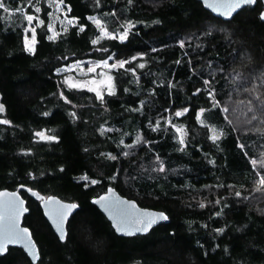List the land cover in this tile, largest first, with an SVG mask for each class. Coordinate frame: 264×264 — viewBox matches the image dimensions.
Masks as SVG:
<instances>
[{
	"label": "trees",
	"instance_id": "1",
	"mask_svg": "<svg viewBox=\"0 0 264 264\" xmlns=\"http://www.w3.org/2000/svg\"><path fill=\"white\" fill-rule=\"evenodd\" d=\"M6 3L9 12L0 13V119L9 123L0 124V191L24 185L80 206L61 241L40 199L21 191L39 264H264V3L225 21L198 0H64L76 26L61 22L51 0ZM27 14L45 21L37 28L35 54L23 46ZM88 17L113 34L129 21L135 27L123 43L104 37L93 45L100 32ZM49 24L60 33L55 41L46 39ZM110 55L137 57L127 67L145 68H136L135 76L110 72L116 94L105 95V102L95 91L65 83L64 67ZM184 108V116H174ZM201 109L206 127L196 120ZM168 120L185 130L184 145ZM102 129L110 131L102 135ZM213 129L220 136L215 142L209 139ZM40 131L58 140L41 141ZM110 186L165 212L169 222L146 235H118L91 202ZM0 264L33 263L23 249L11 247Z\"/></svg>",
	"mask_w": 264,
	"mask_h": 264
},
{
	"label": "snow or ice",
	"instance_id": "2",
	"mask_svg": "<svg viewBox=\"0 0 264 264\" xmlns=\"http://www.w3.org/2000/svg\"><path fill=\"white\" fill-rule=\"evenodd\" d=\"M100 0H97V4H99ZM29 3L31 4V0H29ZM64 0H52V3L49 4V7H52V4H56L57 5V11L60 10V5H63ZM257 3V0H234V2L228 4L226 7L228 8V11L222 13L223 15L229 16L231 15V11L235 8H239L242 5H255ZM211 6V5H209ZM17 12L20 11V8L16 9ZM41 8L40 7H35L34 8V12L35 13H41ZM70 11V9H69ZM2 12H9V7L7 6L6 0H0V13ZM65 19L67 20L68 25L71 26H76L73 21L74 19L77 18H72L69 19L67 17V13L64 14ZM26 20V29H25V34L23 35V46H24V50L30 54H35L36 51V47L35 45L38 43L37 40V28L39 26H43L45 25V21L43 19H40L39 16L37 15H33V14H27L26 16L23 17ZM89 20H91L96 28L99 30L100 32V36L97 39H94L91 41V43L93 45L100 43V40L103 39L104 37H107L108 39L111 40H116L117 38L119 39V41L121 43L125 42L129 36V32L135 27V23L134 22H127L125 25H122L121 27L124 28V31L118 33V34H113V33H109L106 29L101 27V21L99 19H96L95 17H88ZM261 19H264V14L261 15ZM85 25H81L79 26V31L83 32L85 30ZM46 30L48 33H51L49 35H46V39L48 41H55L57 39V37L60 35L59 32L55 31L52 25H47L46 26ZM64 31H67V28L64 29ZM31 33V35L29 36L28 33ZM182 48L184 47V44L181 43L180 45ZM98 51H107V49H97ZM137 59V57H132L131 60H114L113 56H108L106 59H103L99 62H97L96 64L89 66L85 72V74H90V73H96L98 68H105L108 69L109 72L112 71H121L123 70V72H128L131 73L133 76L136 75V68L139 69H144L145 65L143 63H139L138 65H136V67L130 68L127 67V65L132 64L135 60ZM109 60H114L113 63H109ZM81 71L83 72L84 69L81 68ZM99 75L101 76H105L106 74L101 72L99 73ZM138 79V77H137ZM71 78L69 80H66L65 83L68 84V86L70 88H79V89H83L87 83H97L96 81H88V82H80V83H71L70 82ZM100 83H104L106 86V91L105 92H101L98 91L96 89L93 88H88V91H95V95L96 98L98 100H100L101 102H105L104 98L105 95L108 96H112L116 94V85H115V77L112 75H106V82L105 81H101ZM210 83L209 81H205V84ZM125 91H127V89H125ZM199 90H197L198 93ZM62 95V94H61ZM209 95L211 96V93H209ZM66 99V98H65ZM68 103H71L70 101H67ZM134 111H136L137 109H133ZM189 111L188 108H184L183 110L180 111H175L174 112V116L177 118H180L182 116H184L187 112ZM225 112L228 111L227 108L224 109ZM0 112H3V105H0ZM204 114V109H201L197 115H196V120L198 123H200V125L202 127H206L207 125L205 124V121L202 119V116ZM72 115L75 117L76 113L73 112ZM9 122L6 120H2L0 119V124H8ZM168 123L175 128V132L176 134H178V143L180 145H184L185 144V135L186 132L182 127H176L174 124H172L171 120H168ZM160 127V122L157 121L155 124V127H153V131H155L156 129H158ZM105 131H110V129H102L101 130V134L103 135ZM35 135L37 137H39V139L41 141H46V142H54L58 140V137L53 136V135H48L46 134L44 131H40L35 133ZM220 138L219 135H217L215 133V130H212V134L209 136V139L212 140L213 142L217 141ZM141 142V137L137 136L136 137V141L135 143H140ZM121 144H123V141H120ZM125 147H132V145H125ZM181 150H183L181 148ZM124 156L129 155L128 152H124L123 153ZM110 159H117L116 156H110ZM251 163L253 165H255L257 163V161L254 159L251 161ZM160 171H164V167L163 164L160 165L159 168ZM83 179H87V177H84ZM92 183H96V181H92ZM261 184H264V178L261 179L260 181ZM23 187V186H22ZM237 195H239V193H237ZM101 200L105 201V207H109L110 204L107 203L109 201V197L105 196V197H101ZM9 207L12 208L13 210L16 209L17 205L15 204L14 201H9ZM52 200L51 198L47 201L48 205H52ZM97 203H99V201H97ZM77 205L75 204H70V205H60L59 207H50L49 208V212L50 214L53 215V217L55 219H57L58 223H57V228L60 231V238L63 240L64 239V230L62 227L63 224V220L64 218L69 214V211L71 209L76 208ZM201 207H204L203 204H201ZM0 219H3L2 217H0ZM168 217L160 214L159 216L156 217H152L149 218L147 220L144 219H137L135 221V227L131 228V229H127L125 227H120L118 230L122 231L124 234L126 235H134L136 232H144L147 231L153 224L157 223L159 220H167ZM25 233H27V229L24 230H20L18 229L17 225H16V221L15 218H10L9 223L7 224L6 227V231L4 234V240L2 243H0V252H3L5 250L6 245L9 242H19V241H23L27 244V240L28 237L25 235ZM29 250L32 251L31 245H28ZM33 255H35V252H33Z\"/></svg>",
	"mask_w": 264,
	"mask_h": 264
},
{
	"label": "water",
	"instance_id": "3",
	"mask_svg": "<svg viewBox=\"0 0 264 264\" xmlns=\"http://www.w3.org/2000/svg\"><path fill=\"white\" fill-rule=\"evenodd\" d=\"M198 1H200L203 4V6L214 16L225 21L231 20L242 9H244L247 6H250V5H242L239 8L233 9L231 11V15L226 16L223 15L222 13L228 11V8L226 6L234 2V0H198ZM258 1H262L264 3V0H257V2ZM262 14H264V9L260 14V18ZM261 20L264 22V19ZM22 186H20L17 190L3 189L0 191V217L3 218L0 219V243H2L4 240V234L6 231L7 224L10 221V218H15L18 229L20 230L27 229V233H25V235L28 237L27 244L23 241L9 242L6 245L5 250L3 252H0V255L7 254L9 248L11 247H18L25 251V253L31 259L33 264H39V260H40L39 247L33 237L31 229L24 225L25 216L29 214L30 210L27 206V200L22 195L21 191H27L33 197L40 199V205L43 210V213L61 241L66 240L67 223L71 219V217L79 210L80 206L77 203L65 201L55 195H51L48 197L39 196L37 193L30 191L29 187L24 185ZM105 196L109 197V201L107 202L110 204L109 207H105L106 202L101 200V197H105ZM50 198L53 202L52 205L47 204V201ZM9 201H14L15 204L17 205L15 210L9 207V203H8ZM97 201H99V203H97ZM91 202L109 219L115 232L120 236L129 237V236H137V235H146L157 225L169 222V217L165 212L144 208L140 206L137 203V201L121 195L120 192L115 187L112 186L108 187V189L100 196L93 198ZM70 204H75L77 205V207L71 209L69 211V214L63 220L62 227L64 230V239L62 240L60 238V231L57 228L58 221L53 217L52 214H50L49 208L59 207L60 205H70ZM160 214L167 216L168 219L159 220L157 223L153 224L147 231L136 232L134 235H126L122 231L118 230L122 226L127 229L134 228L136 226L135 221L137 219L147 220L149 218L159 216ZM28 245H31L32 251L29 250ZM33 252H35V255H33Z\"/></svg>",
	"mask_w": 264,
	"mask_h": 264
},
{
	"label": "rangeland",
	"instance_id": "4",
	"mask_svg": "<svg viewBox=\"0 0 264 264\" xmlns=\"http://www.w3.org/2000/svg\"><path fill=\"white\" fill-rule=\"evenodd\" d=\"M48 1H50V0H48ZM59 7H60L59 11H57V5H56V8H55L57 16H58V14H60L61 22H65V21L67 22V20L65 19V16H64V14L67 13L66 8L64 7V5H60ZM101 27L106 29L102 24H101ZM28 35L30 36L31 33L29 32ZM97 62H99V61H90V60L89 61H78L76 63H73V64L69 65V66L64 67L61 71H64V72L67 73V75H68L67 79L69 80L71 78V80H70L71 83L96 81L97 83H87L84 88H93V89H96L98 91L105 92L106 91V86H105L104 83H100V82L101 81H105L106 82V75H111L108 69L98 68L96 73H90V74H87V75L85 74L87 68L89 66H92V65L96 64ZM109 63L111 64L113 62H111L109 60ZM81 68L84 69L83 72L81 71ZM101 72L105 73L106 75L105 76L99 75V73H101ZM258 111H259V109H258Z\"/></svg>",
	"mask_w": 264,
	"mask_h": 264
}]
</instances>
